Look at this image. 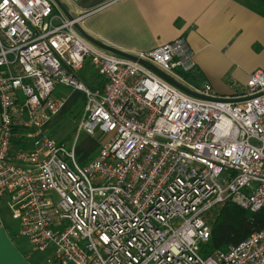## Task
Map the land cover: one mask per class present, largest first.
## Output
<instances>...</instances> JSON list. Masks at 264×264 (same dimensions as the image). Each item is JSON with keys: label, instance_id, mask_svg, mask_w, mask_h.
<instances>
[{"label": "built area", "instance_id": "built-area-1", "mask_svg": "<svg viewBox=\"0 0 264 264\" xmlns=\"http://www.w3.org/2000/svg\"><path fill=\"white\" fill-rule=\"evenodd\" d=\"M100 8L69 19L54 0H0V219L5 204L51 264H264V229L202 254L216 209H264V70L236 95L248 100L191 96L87 40L76 25ZM135 55L196 66L181 37ZM59 86L84 96L71 145L48 132L68 107ZM83 132L102 138L92 158L76 154Z\"/></svg>", "mask_w": 264, "mask_h": 264}, {"label": "crops", "instance_id": "crops-1", "mask_svg": "<svg viewBox=\"0 0 264 264\" xmlns=\"http://www.w3.org/2000/svg\"><path fill=\"white\" fill-rule=\"evenodd\" d=\"M59 1L67 11L55 1L63 17H77L101 7L80 26L98 41L128 53L184 38L196 63L192 71L202 75L201 90L207 85L211 94L236 96L252 72L264 70V5L257 9L255 0H118L108 6H103L108 0ZM93 72L95 69L86 65L79 74L91 87H101L99 76L90 77ZM179 80L198 89L195 83ZM74 105L68 103L67 110ZM8 213L4 204L0 264H51V252L36 249L20 234L17 221L7 218Z\"/></svg>", "mask_w": 264, "mask_h": 264}, {"label": "trees", "instance_id": "trees-1", "mask_svg": "<svg viewBox=\"0 0 264 264\" xmlns=\"http://www.w3.org/2000/svg\"><path fill=\"white\" fill-rule=\"evenodd\" d=\"M257 9L264 5V0H255ZM176 73L185 82L195 83L197 90L203 84L201 73L195 71L184 72L177 69ZM212 234L209 241L203 245L202 254L209 255L214 251H225L231 245H236L259 229H264V209L252 212L239 205L227 202L223 207L215 210L211 219Z\"/></svg>", "mask_w": 264, "mask_h": 264}, {"label": "rangeland", "instance_id": "rangeland-1", "mask_svg": "<svg viewBox=\"0 0 264 264\" xmlns=\"http://www.w3.org/2000/svg\"><path fill=\"white\" fill-rule=\"evenodd\" d=\"M170 73L173 74L177 79H181L175 70L171 71ZM90 77L95 79L98 78L97 72H93ZM53 95L55 97L67 98L68 103L75 104L72 110H70V108L69 110L57 116L48 128V132L56 140L63 141L66 144L71 145L78 133V123L81 119L84 104L83 93L79 90H74L73 88L70 89L69 87L59 86ZM101 139L102 138L99 135L90 136L84 132L81 133L77 141L76 154H78L81 158H92L97 152H99V148L103 144ZM221 184L223 186L225 185L222 181ZM9 217H11V215H9L7 218ZM8 220V222L11 221L10 219ZM10 228L14 229L13 223L10 224Z\"/></svg>", "mask_w": 264, "mask_h": 264}, {"label": "water", "instance_id": "water-1", "mask_svg": "<svg viewBox=\"0 0 264 264\" xmlns=\"http://www.w3.org/2000/svg\"><path fill=\"white\" fill-rule=\"evenodd\" d=\"M57 1V3L59 4L60 8L65 12L67 13L65 7L63 6V4L59 1V0H55ZM67 17L69 19H72L73 16H70L67 14ZM78 31L87 39L89 40L90 42H92L93 44H95L96 46L108 51V52H111L113 54H116V55H120V56H123V57H126V58H129V59H133L136 60L137 62H140L142 63L143 65L147 66L148 68H150L151 70H153L155 73H157L159 76H161L162 78H164L165 80H167L168 82H170L171 84H173V86H176L177 88H179L180 90L184 91L185 93L191 95V96H194V97H198V98H202V99H207V100H211V99H214L215 97H211L210 95H206L204 93H201L200 91L196 90V89H193L187 85H185V83H183L181 80L177 79L176 77H174L173 75H171L170 73H167L165 72L164 70L162 69H159L158 66H156L155 64L143 59V58H140L138 57L137 55L135 54H132V53H128V52H125V51H122L118 48H115V47H112V46H109V45H106L100 41H98L97 39L91 37L90 35H88L83 29L82 27L80 26V24H77L76 25ZM264 91L258 93L257 95H260L262 94L263 95ZM253 96H256V95H250V96H243V97H238V96H229L227 98V100H230L232 102H242V101H245V100H248L250 99V97L252 98Z\"/></svg>", "mask_w": 264, "mask_h": 264}, {"label": "bare ground", "instance_id": "bare-ground-1", "mask_svg": "<svg viewBox=\"0 0 264 264\" xmlns=\"http://www.w3.org/2000/svg\"><path fill=\"white\" fill-rule=\"evenodd\" d=\"M259 70V69H258ZM253 73V72H252ZM221 96V95H220ZM226 96V95H225ZM241 207V206H240ZM243 208V207H242ZM245 209V208H244ZM248 210V209H247ZM260 230V229H259Z\"/></svg>", "mask_w": 264, "mask_h": 264}]
</instances>
